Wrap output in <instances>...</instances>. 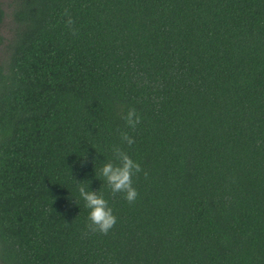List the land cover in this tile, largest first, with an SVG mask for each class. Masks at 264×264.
<instances>
[{
	"label": "trees",
	"instance_id": "obj_1",
	"mask_svg": "<svg viewBox=\"0 0 264 264\" xmlns=\"http://www.w3.org/2000/svg\"><path fill=\"white\" fill-rule=\"evenodd\" d=\"M10 18L0 264H264V0H12ZM114 146L143 170L131 204L99 174ZM79 186L107 235H84Z\"/></svg>",
	"mask_w": 264,
	"mask_h": 264
},
{
	"label": "clouds",
	"instance_id": "obj_2",
	"mask_svg": "<svg viewBox=\"0 0 264 264\" xmlns=\"http://www.w3.org/2000/svg\"><path fill=\"white\" fill-rule=\"evenodd\" d=\"M64 14L68 17L66 25L71 29L74 36L78 35L77 29L73 27L74 21L67 9H65ZM123 119L132 129H135L141 122V118L134 108L129 109ZM121 139L128 146L135 143V140L126 132L121 134ZM112 151L113 160L106 162L100 169L99 174L104 178L113 195L123 193L128 203H134L138 197V192L133 186V177L143 171L141 165L118 146H114ZM144 176L147 179L148 173L146 171ZM78 191L85 202V207L90 210L88 215L89 223L87 224L88 231L84 235H88V233L107 235L117 222V218L113 214L111 207H109L108 201L103 194H97L96 191H88L83 186H79Z\"/></svg>",
	"mask_w": 264,
	"mask_h": 264
},
{
	"label": "rangeland",
	"instance_id": "obj_3",
	"mask_svg": "<svg viewBox=\"0 0 264 264\" xmlns=\"http://www.w3.org/2000/svg\"><path fill=\"white\" fill-rule=\"evenodd\" d=\"M11 2L12 0H0L2 9L5 13L3 24L1 25L0 28V34L4 40L10 37L13 27L12 20L10 18ZM3 53H4V47L0 45V59L4 56Z\"/></svg>",
	"mask_w": 264,
	"mask_h": 264
}]
</instances>
